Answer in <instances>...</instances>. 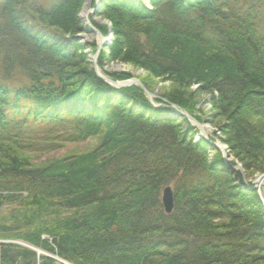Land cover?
I'll return each instance as SVG.
<instances>
[{"label":"trees","instance_id":"trees-1","mask_svg":"<svg viewBox=\"0 0 264 264\" xmlns=\"http://www.w3.org/2000/svg\"><path fill=\"white\" fill-rule=\"evenodd\" d=\"M137 1L100 15L120 61L177 87L152 100L90 68L83 0H0V241L42 252L0 243V264H264L256 192L187 118L154 106L194 114L184 96H207L220 142L264 173V0Z\"/></svg>","mask_w":264,"mask_h":264},{"label":"rangeland","instance_id":"rangeland-1","mask_svg":"<svg viewBox=\"0 0 264 264\" xmlns=\"http://www.w3.org/2000/svg\"><path fill=\"white\" fill-rule=\"evenodd\" d=\"M94 1L96 2L95 3L96 6L94 4ZM98 1L99 0H83L82 5H80L81 7L76 12V19H77V22L80 23V25L84 28L80 34L75 36V39L78 42V45H80V48H79L80 52L84 56H86L88 63L90 64V68L92 67L95 74L98 75V73H96V71L100 70L99 74L103 77H104V74H105V76H106V74H109V75L115 74L118 76H127L128 79L123 80V81H119V80L114 81L112 79L110 80L108 77H105L109 81L114 82V83H119L122 86V87H117L115 85H112L115 88H127V87H131V86H137L140 88V86L135 85V84H131V83H134L135 81H139L140 84L142 85L141 81H146L147 84L149 86H151L154 93H150L146 89L145 90L149 94L153 95V97H148L146 95V93L141 88L140 89L148 97L149 100H152L154 97H157L156 94H159L164 89L167 91H169V89H172L170 91L177 90V87H175V88L171 87V82L169 81V79H167L168 78L167 76H163V77L156 76V75L150 73L148 70H144L141 67H133L129 63H124L123 61H120L123 59V56L120 55L122 53L113 50L114 46L117 44L116 43L117 40L115 39L114 34L111 31V27H110L109 22L103 16L100 15L101 12L104 13L106 11L105 5H109V3L107 4L106 3L107 0H104L105 1L104 4L102 6H99ZM137 3H140V5H142L144 8L151 10V5L148 2V0L147 1L138 0ZM98 11H100V12H98ZM87 20L90 21L89 23H91L90 25H88L90 27V29H92V30L95 29L98 33L94 32L92 30H90V31L87 30L89 28V27L87 28V25H86ZM95 26L101 28L104 31L106 30L105 35H102L100 33V31ZM92 45H93V48L91 47ZM99 60H100V62H99ZM93 62H95L96 69L93 66ZM77 67H78V71L84 70V68H82V67H79V66H77ZM77 84H79V83H77ZM94 87H95V85L90 83L89 86L87 87V90H90V88H94ZM178 90H180V89L178 88ZM190 90L196 91L197 85H192ZM188 92H190V91H187L186 93L188 95H191V92H190V94ZM90 93H91V91H90ZM195 95H196L195 96L196 99H195V97L190 98V97L184 96L186 98V102L194 103L196 112H194V114L190 113L193 116L190 115L189 113H187L186 111H182L181 109H179L178 107H176L174 105L156 104L154 102H152V103H154V106H156V107H163V106L170 107L173 110V112L175 113L174 115L179 117V118H186V117L180 116L178 114V112L187 114L191 118V119L187 118L189 120L191 126L197 130L198 136L195 137L194 141L196 142L199 137L211 140V143L216 148H218L219 151L221 152L224 164L226 166H228L229 163H231V164L233 163L234 169L238 170L240 172V174L242 175L245 186L249 187V189L256 192V195L258 196V198L260 199V201L262 203V207H263V211H264V173L255 174L254 176H249V174L247 175L244 173V171L240 167V164L236 163L234 157L230 154V151L228 150V148L220 142V139H218L217 135L219 134V132L208 123V121L210 120L209 117L211 115L212 106H211V103H209L206 100L207 96L204 97V95L202 96L200 93L199 94L195 93ZM202 97H204V98H202ZM172 107L175 109H173ZM201 113H206V116H200ZM199 116L203 119V121L198 122L197 120L194 119V117L198 118ZM197 124L202 125L203 130L205 132V137L203 135H201V133L197 127ZM102 129L104 130L106 128H102ZM104 135H105V132L100 131L97 136H98V138L99 137L102 138ZM91 143H92V140L88 139L84 143H82V144L80 143V145H81V147L86 146V145L90 146ZM59 154H61V153H59ZM52 156L53 155H49L48 157H52ZM54 156H58V155H54ZM211 158H212L211 154H208V159L210 160ZM263 169H264V167H263ZM168 188L170 189V187H168ZM163 191H164V189L161 192V202H162V197H163ZM170 194L172 197L171 190H170ZM162 205H163V203H162ZM172 206H173V199H172ZM163 208H164V205H163ZM171 210H172V208H171ZM171 210L169 213H171ZM164 211H165V208H164ZM165 213L169 214L166 211H165ZM4 242L11 243V244H17V245L26 247L30 250L35 251L38 255L42 254V252L40 250L30 248L27 245H25L24 243H20V242L14 241V240L0 241V243H4Z\"/></svg>","mask_w":264,"mask_h":264},{"label":"water","instance_id":"water-1","mask_svg":"<svg viewBox=\"0 0 264 264\" xmlns=\"http://www.w3.org/2000/svg\"><path fill=\"white\" fill-rule=\"evenodd\" d=\"M86 24L88 25V21H86ZM88 27H89V26H87V28H88ZM87 30L90 31V30H92V29H90V27H89ZM92 31L97 32V31L94 30V29H93ZM97 33H98V32H97ZM93 66H94L95 69H96L95 62H93ZM96 73H98V76H100L103 80H105V81L108 82L109 84H111V85H115V86H117V87H122L121 84L111 82V81H109L107 78L101 76V75L99 74V71H96ZM131 84H135V85L140 86V88L146 93V95H147L148 97H153V95L149 94V93L145 90V88L140 84L139 81H135L134 83H131ZM172 108H173V107H172ZM173 109H175V108H173ZM178 114H179L180 116H184V117H186V118H188V119H191V118H190L187 114H185V113L178 112ZM197 127H198V129H199L201 135H203V136L205 137V132H204V130H203L202 125H201V124H197ZM171 198H172V197H171V194H170V189L167 187V188L164 189V191H163V197H162V203H163L164 208H165V211H166L167 213H169L170 210H171V208H172V199H171Z\"/></svg>","mask_w":264,"mask_h":264},{"label":"bare ground","instance_id":"bare-ground-1","mask_svg":"<svg viewBox=\"0 0 264 264\" xmlns=\"http://www.w3.org/2000/svg\"><path fill=\"white\" fill-rule=\"evenodd\" d=\"M94 4H95V3H94ZM95 6H96V4H95ZM87 21H88V20H87ZM89 22H90V21H88V25H90V24H91V23H89ZM86 25H87V24H86ZM88 25H87V26H88ZM94 30H95V29H94ZM99 71H100V70H99Z\"/></svg>","mask_w":264,"mask_h":264}]
</instances>
